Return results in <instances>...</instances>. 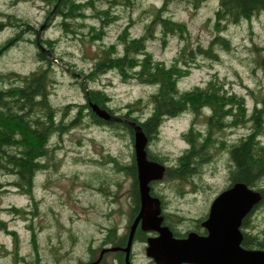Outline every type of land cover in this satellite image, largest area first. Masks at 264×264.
Segmentation results:
<instances>
[{
  "label": "rangeland",
  "instance_id": "374dc122",
  "mask_svg": "<svg viewBox=\"0 0 264 264\" xmlns=\"http://www.w3.org/2000/svg\"><path fill=\"white\" fill-rule=\"evenodd\" d=\"M149 3L159 4L160 0H139L132 17L141 14ZM216 6L217 0H207L198 8L189 2L172 4L174 17L188 26L191 44L208 43L214 31L211 17ZM49 8L44 0H0V20H13L12 24L0 28V45L9 37L20 40L4 53L0 52V69L21 72L33 69L37 60L32 40L35 37L57 38L56 51L51 52L57 60L55 81L51 86L53 102L61 105L80 101L83 95L76 77L81 69L89 68L99 46L115 40L127 21L128 11L121 6L123 15L107 27L103 38L91 40L63 34L54 18H48ZM28 25L31 27L23 30ZM140 31L138 22L132 32L138 34ZM226 34L231 38L232 47L228 50L218 48V60L197 56V65L179 81V87L203 85L215 73L226 80L228 88L245 95L251 108L254 101L264 102V61H261L264 57V12L229 25ZM183 45L184 41L170 36L165 45L156 39L149 42L148 48L155 56L170 62ZM88 86L109 92L111 105L118 113L128 109L129 102L146 98L153 89L151 85L134 80H122L113 70L89 82ZM149 110L144 109L145 115ZM191 118L189 113L167 118L160 127L159 139L151 145L167 155L168 165L187 146L182 134ZM243 131V128L229 131V139L238 137ZM52 143L55 146L43 157L44 165L35 171L31 193L11 184H6L9 189L0 190V220L5 222V227H0V264H84L98 257L107 233L103 231L105 227L119 228L124 241L128 236L133 216V177L121 166L135 161L133 142L115 134L110 127L85 119L60 135L55 133ZM226 161V155L219 153L203 166L204 177L196 178L195 186L189 181L161 178V185L169 197L168 208L178 207L187 215L204 213L213 196L227 184ZM0 177L3 180L14 178L12 175ZM6 206L17 207L20 211H7ZM251 221L263 225L264 206L252 211ZM135 237L138 238L136 264H151L144 256L143 234L136 231ZM112 257L104 254L97 264H113ZM119 264H125L123 257Z\"/></svg>",
  "mask_w": 264,
  "mask_h": 264
},
{
  "label": "trees",
  "instance_id": "16d2710c",
  "mask_svg": "<svg viewBox=\"0 0 264 264\" xmlns=\"http://www.w3.org/2000/svg\"><path fill=\"white\" fill-rule=\"evenodd\" d=\"M44 1L50 6L48 18H54L61 32L71 37L103 38L107 27L123 15L121 6L128 11L127 21L114 41L98 47L89 68L80 70V75L76 77L82 89L83 98L80 101L61 105L53 102L51 86L55 81L57 60L52 53L57 38L35 37L32 40L37 60L33 69L27 72L0 69V176L14 177L11 180L0 177V190L9 189L6 184H11L28 193L33 191L35 171L44 165L43 157L55 146L52 143L55 133L60 135L65 129L88 119L110 127L115 134L133 142L134 129L127 120H135L148 138V158L165 165L161 178L189 181L195 186V179L204 177L203 166L217 158L219 153H224L227 157V184L223 188L236 181L244 182L261 193V199L252 209L264 206V102L254 101L249 108L245 95L228 88L226 80L215 73L203 85L179 87V81L191 73L193 65H197V56L218 60V48L228 50L232 47L231 38L226 34L229 25L264 12V0H217L211 17L214 31L207 44H191L186 22L175 18L171 9L172 4L177 2H189L198 8L207 0H160L159 4H147L134 18L132 11L139 5V0ZM12 21L10 18L0 20V28H4V24H12ZM138 22L141 31L134 34L132 28ZM30 27L28 25L23 30ZM170 36L178 37L184 45L176 57L166 62L155 56L148 44L160 39L165 45ZM15 38L9 37L3 42L0 52L4 53L9 46L20 41H15ZM109 70L116 71L122 80H134L151 85L153 89L146 98L129 102L128 109L118 113L111 105L109 92L101 87L88 86L89 82L97 81ZM90 102L122 119L98 116ZM146 108L150 110L145 115ZM184 113L192 115L189 127L182 134L187 146L168 165L167 155L151 145L159 139L160 127L167 118ZM239 128L245 131L229 139V131ZM112 160L115 161V158ZM121 167L133 177L134 215L139 207L135 161ZM160 179L150 181V192L158 199L162 198L161 208L167 203V210L164 209L167 216L184 217V214L178 215L168 208L169 197ZM194 186L192 189H195ZM11 209L17 213L20 211L14 206L5 207L7 211ZM191 219L189 217V225ZM261 223L263 225L251 221L249 226H242L241 243L244 247L264 249V221ZM0 227H5L2 220ZM13 254L17 257V253Z\"/></svg>",
  "mask_w": 264,
  "mask_h": 264
},
{
  "label": "water",
  "instance_id": "95a60500",
  "mask_svg": "<svg viewBox=\"0 0 264 264\" xmlns=\"http://www.w3.org/2000/svg\"><path fill=\"white\" fill-rule=\"evenodd\" d=\"M89 104L102 118L122 119L95 103ZM127 122L134 129L133 151L140 204L123 247L125 264H130L129 251L139 221L142 229L157 231L156 235L147 238L146 253L158 263L264 264V249L244 247L239 228L243 215L261 199L260 191L244 182L232 183L212 199L207 217L202 221L206 234L191 231L185 237L174 236L167 226L161 225L159 199L150 193V181L163 176L165 165L148 158L147 136L135 120Z\"/></svg>",
  "mask_w": 264,
  "mask_h": 264
},
{
  "label": "flooded vegetation",
  "instance_id": "af4514ba",
  "mask_svg": "<svg viewBox=\"0 0 264 264\" xmlns=\"http://www.w3.org/2000/svg\"><path fill=\"white\" fill-rule=\"evenodd\" d=\"M217 193L213 196V198L217 195ZM151 195L156 196L155 194H152V193H151ZM136 198H138V203L140 204L139 193H138ZM160 198H159V202L161 203ZM209 206H210V204H209ZM138 209H139V207H138ZM138 209L134 213V215L132 217V221L134 220V218H135V216H136V214L138 212ZM164 209L167 210V203H165V207L161 208V211H160V215L162 217L161 225L167 226L171 230V232H172V234L174 236H176V237H185L191 231L199 233V234H206L207 233V229L203 226L202 221L205 219V217H207V214H208V211H209V207L206 209V211L204 213H198L196 215H194V214L187 215L186 213L183 212V210H180L178 207L171 208V210L175 211V213H177L178 215H183L184 214V217H174V218L170 217L169 215L167 216V213L165 212ZM252 210L253 209H250L249 211H247L243 215V217L241 219V224L239 226L240 230H242V226L246 227V226L250 225ZM189 217L192 218L190 225H189ZM132 221H131V223H132ZM193 221L195 223H192ZM131 223H130V225H131ZM129 230H130V226H129ZM103 231L104 232L107 231V233H106V235L104 236V238L102 240V247L100 249V253H99L98 257H96L93 260L89 261L88 263H84V264H97L99 262V259H101V257L104 254H108V255H112L113 256L112 257V263L113 264L114 263L115 264H119V261H120V259L122 257H123V259L125 261V253L126 252L123 249V247L127 243L128 236L126 237V239L124 241L123 240L124 237L122 236V234H120L119 228H116L115 226H111V228L110 227H105ZM136 231H138V233H142L143 236H144V240H143L144 252H145L144 256L147 258V260L151 264H163V263L156 262V260L152 256H149L146 253L147 238L149 236L156 235L157 231L149 230V229H142L140 221L138 222V224L136 226V229L134 231L133 240H132V244H131V249L129 251L130 264H136L137 252L135 251V246H136V243H137V240H138V238L135 237V232ZM241 232H242V238H243V230ZM128 235H129V233H128ZM114 247H118V248H114ZM123 253H124V256L122 255ZM180 264H194V263L182 262Z\"/></svg>",
  "mask_w": 264,
  "mask_h": 264
}]
</instances>
